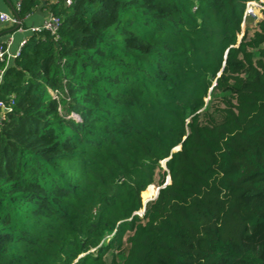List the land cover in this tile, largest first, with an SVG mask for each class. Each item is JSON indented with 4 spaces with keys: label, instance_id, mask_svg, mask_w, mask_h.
Instances as JSON below:
<instances>
[{
    "label": "trees",
    "instance_id": "trees-1",
    "mask_svg": "<svg viewBox=\"0 0 264 264\" xmlns=\"http://www.w3.org/2000/svg\"><path fill=\"white\" fill-rule=\"evenodd\" d=\"M51 12L0 83V264H264V0Z\"/></svg>",
    "mask_w": 264,
    "mask_h": 264
},
{
    "label": "crops",
    "instance_id": "crops-1",
    "mask_svg": "<svg viewBox=\"0 0 264 264\" xmlns=\"http://www.w3.org/2000/svg\"><path fill=\"white\" fill-rule=\"evenodd\" d=\"M23 0H0V12L15 15L20 19V25L22 29L19 30L15 24L9 22H0V47L8 50V55L3 61L4 68H0V71L9 66L16 57H12L13 53L17 51L21 46L23 40H27L35 33L32 30L33 27L41 25L45 18L51 12L52 6L57 4H66L65 0H38V3L29 8V11L19 17L17 10L22 7ZM19 5V7H17Z\"/></svg>",
    "mask_w": 264,
    "mask_h": 264
},
{
    "label": "built area",
    "instance_id": "built-area-1",
    "mask_svg": "<svg viewBox=\"0 0 264 264\" xmlns=\"http://www.w3.org/2000/svg\"><path fill=\"white\" fill-rule=\"evenodd\" d=\"M65 1L67 5H70L72 2V0H65ZM17 7H19V5H17ZM257 8H260V1L248 2L246 6V10H245V15H249V16L254 15L253 10ZM0 22H9L11 24L20 25V19L18 17L12 14L5 13V12H0ZM60 22H61L60 18L54 15L52 12H50L49 15L43 21V23L41 25L33 27L32 30L35 32L47 30V31H50L51 33H55L60 25ZM21 29L22 28L19 27V30ZM25 43H26V40H23L21 42L20 44L21 47L17 49L15 53H13L12 57L19 56L21 49L25 45ZM7 55H8V50L4 49L3 47H0V61H4ZM3 73H4V70L0 71V83L2 81ZM10 109L11 108L9 106L5 105L0 100V126H1L2 120L5 117V113L10 111Z\"/></svg>",
    "mask_w": 264,
    "mask_h": 264
},
{
    "label": "rangeland",
    "instance_id": "rangeland-1",
    "mask_svg": "<svg viewBox=\"0 0 264 264\" xmlns=\"http://www.w3.org/2000/svg\"><path fill=\"white\" fill-rule=\"evenodd\" d=\"M253 13H254V15H251L250 19L247 21V23H250L252 25V27L255 25V23L259 20V18L261 16V13H260V9L259 8L254 9L253 10ZM242 26H243V28L245 27L244 25H242ZM51 93H53V92H51ZM161 165H162L163 168L166 169V165H165L164 162H161ZM168 178H169L168 175H166L165 181L168 180ZM149 186H152V187H149ZM148 187H149L150 193L152 194V196H154L156 190L153 187H155L157 189V184L156 183H153V184L148 185ZM149 198H152V197H149ZM142 200L144 201L146 199H143V197H142ZM142 209H143V207L139 211H137L138 215H140V216L143 214L141 212ZM109 258H110L109 256H107L105 258V264H107L109 262Z\"/></svg>",
    "mask_w": 264,
    "mask_h": 264
},
{
    "label": "water",
    "instance_id": "water-1",
    "mask_svg": "<svg viewBox=\"0 0 264 264\" xmlns=\"http://www.w3.org/2000/svg\"><path fill=\"white\" fill-rule=\"evenodd\" d=\"M18 25H19V24H17L16 26L18 27ZM179 147H180V146H176L175 148H173V150H177V149H179ZM168 158H169V157H168ZM168 158L162 160V162L165 163V161H166ZM168 177H169V175H168ZM169 182H170V177L168 178V180L164 181V183H163L162 185L157 186L156 192H155V194H154V196H153L152 198H148V199H146V200L143 201V209L141 210L142 213L144 212V209H145V203H146L148 200L154 199V198L157 196L159 189L162 188V187H164V186H165L166 184H168ZM133 214H138V213H137V212H134ZM82 255H83V254H81V255H79V256H82Z\"/></svg>",
    "mask_w": 264,
    "mask_h": 264
}]
</instances>
